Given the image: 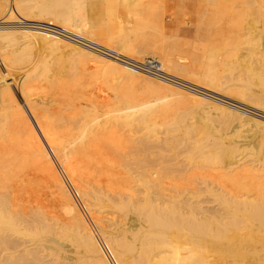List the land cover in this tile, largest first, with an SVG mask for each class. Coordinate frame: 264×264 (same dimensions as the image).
Returning a JSON list of instances; mask_svg holds the SVG:
<instances>
[{"label": "bare ground", "instance_id": "6f19581e", "mask_svg": "<svg viewBox=\"0 0 264 264\" xmlns=\"http://www.w3.org/2000/svg\"><path fill=\"white\" fill-rule=\"evenodd\" d=\"M122 1L124 2V17H119L116 14L118 0H5L3 8H7V15L16 16V19L19 17L17 16L19 13L25 17L38 16L39 19H46L43 21L51 25L44 24L46 27H34L33 29L35 30L25 32L24 30L22 32H1L0 52L13 47L27 37L38 38L46 43L47 52L50 50L49 55L52 53V50L55 52V49H59L61 52L62 50L60 49H66L70 50V53L74 51L75 54L81 53L89 57H95L96 60H98L97 62H100V67L97 68L98 71L110 72L114 70V72H124L131 76H147L143 73L144 69L140 66L131 64L125 60H121V64L120 62L112 61L101 55H96L95 53L93 55L88 49L77 45H84L85 42L82 43L76 38L71 36L68 37L67 34H63L64 32H68L84 35L90 38L89 41H86L87 43L94 45L101 44L105 46V48L117 51V53L121 54V57L123 55L127 58L129 57L128 53L136 48L135 43L139 40L151 39L155 37V34L161 35L163 41L169 38V36L166 37L164 34L165 27L162 22L161 14L159 13L160 10H158L162 7L163 4L161 5V3L164 2V0H157V2H150L149 0ZM209 2L211 10L216 12L217 8L213 3L214 0H209ZM235 3L238 4L239 8H231L222 21L217 15L212 16L214 17L212 21L201 24L200 27L204 25L208 27V36L206 35L207 40H204L206 41V45L202 48L203 54L201 58L203 66L200 64L201 61L198 63L199 59L197 60V64L202 66L201 69L203 70L201 73L204 79L209 81L212 91H219L223 97L232 101L249 103L251 106L253 105L264 110V102H261V97H264V56L262 54L264 52V0H235ZM34 14H36V16H34ZM52 25H57L58 27L54 28ZM59 30L62 31V33ZM60 36H64L68 40ZM98 36H101V39L105 40V42L96 41L95 37ZM174 38H176V35ZM173 40V44H176L177 42ZM169 45H171V41ZM34 46L35 45L32 43H28L22 48L0 54V63L10 68H14V63L24 65L30 58L32 59L35 56H31L33 54V48H35ZM85 46L90 48L88 44ZM37 49L38 52L39 48L37 47ZM101 49L104 50V47ZM59 51L57 52L58 54L55 53L60 57L62 53L59 54ZM62 52L65 54L64 51ZM165 54L164 56L160 55L162 57H160V61H158L160 69L163 72H173V70L180 69L181 63L178 62V59L184 61L185 59L187 61L194 59V56H189V59L188 55L187 57L180 55V57L177 56V59L176 56L175 58L167 52ZM177 54L179 55V53ZM195 54L194 52V55ZM71 56L73 57V55ZM50 58H47V60ZM254 61L261 64L256 63V65ZM39 63L41 64L42 61ZM42 65L43 63L38 67L40 72L36 71L38 69H34V71L33 69H29L31 70L29 73L33 72V74H31L33 78L29 77V75L24 78L23 75V81L26 80L28 85H31L30 78H32V81L36 78L34 77L35 71L39 73V76L42 74L41 76L43 77L40 76V79L47 80V77L42 73L44 70V66L42 67ZM258 65H260V68L256 67ZM51 66L54 68V65ZM191 66H193V64ZM35 67H37V64L34 68ZM46 67L48 68V63ZM52 71L50 70L51 74ZM10 72L12 73L11 70ZM236 72H242L240 74L242 77L235 76ZM56 73L53 72V74ZM129 75L128 77H130ZM8 76L10 78V75ZM19 77L20 76H18V78ZM116 77L121 80V76L118 75ZM52 78L54 80H52ZM55 78H57V76L53 75V77L48 79L50 81H57ZM225 78L227 81H224ZM45 80L44 82H46ZM36 81L37 79L34 82L36 83ZM38 81L37 83H39ZM224 84L226 85L225 88H223ZM169 86L162 84V87L166 89H170L171 87ZM19 87H21L22 107L31 110L32 114H35V118H38L37 116L43 113L41 118H47L49 120L48 127L53 129L52 131H57V124L52 121L55 118L52 119L48 110L44 108L46 101L44 98H41L42 96L40 94L42 92L38 94L41 96L40 98L35 93L39 98V106L38 101L32 98L26 86L21 85ZM256 87L260 88L257 92ZM34 89L36 90V88ZM39 90L37 89V91ZM170 90H172V93L180 95L186 92L176 87ZM10 91L9 84L4 82L1 78L0 109L2 108L3 112L1 113L0 111V140L4 138L6 141L11 140L9 124L12 111L9 110L10 105L4 98H6V93ZM190 96L197 103L206 104V107L208 106L207 108H210V110L212 109V112L214 111L213 113L216 114L219 111V114L223 115V117H225L226 114H233V112L235 113L236 111V109L235 111H231L225 108L224 105L207 101V99L202 96L197 97L194 94ZM120 97L121 96L118 98ZM122 100L118 99L111 104L102 102V104L99 105L97 103L98 105L96 104L97 106L92 109L84 108L83 116L80 117V119L75 114L74 116L78 118V121L70 123L75 124L71 128L72 133H70L69 141L67 140L68 142L63 144L66 147H72L74 145L77 147L83 146L86 142L103 135V138L105 136L104 141H107L112 149L118 152L121 156L120 158H130L134 161V164L137 165L135 169V181L143 187L142 196L137 198L132 193H118L117 195H106L109 200L106 198L100 199L102 200L101 203H103L104 199L109 201V204L111 202V207L113 205V207H115L114 209L123 213L124 217L126 216L127 218L128 216L127 220L125 218L126 222L128 221L127 225L122 218L123 224H125L126 227L121 224L122 227L118 228V225L114 221L115 226L117 225L114 227L115 229L103 231L105 227L100 226L101 221L99 222V219L101 220V217H96V213L92 212L93 204H91V207L89 205L91 201L87 204L88 206L86 205L84 208L87 211L86 214L83 213L80 209L81 207L79 208L80 205H76L77 201L73 197L71 188L62 185L63 183H56L55 187L60 196V210L62 209L64 214H66L65 217L68 216L65 222L58 221L60 217L62 218V215L57 219L59 213H62V210L57 212V210L59 211L58 208L60 205L56 210V205L52 204L53 207L51 208H55L56 210L53 212L54 210L52 209V212L54 214L58 213L55 218L52 217L54 215H48L51 214V212L47 214V211L45 212L42 210L43 208L36 209L38 204L37 207L34 206V208L36 207L35 209H31L33 205H30L31 210L28 209L29 207L27 208L29 211H26V209L23 210L24 207H21L22 204L20 205L17 200L14 201V194L12 195L13 187L16 184L15 182H18L23 174L13 175L9 183H7L6 177L5 180H1L0 178V264H111L104 249L105 246L110 250L117 264H264V176H258L255 170L258 165L264 168V163L260 162L257 158L246 157L247 151L245 147L241 148L243 145L242 142L240 143L241 145H239L238 140V145L237 143L235 144L236 140L239 139L238 136L237 139H233V136L235 137V130H231V133H233L232 135H230V133H224V135L221 134L219 137H216V133H212L208 121H201L207 116L205 117L202 115L201 118L197 120H200L201 131H203L202 133L204 134H201L199 131V136L205 137L207 143L200 142L198 140H201L200 137L196 139L198 141L195 140V142H175V137L173 138L174 140H172L171 137H173V135L177 136L179 131L181 133L183 131H181L179 127V125L182 124V122H180L181 117L178 116L179 118H176L175 116L174 119L170 120L169 118L167 119V115H157L159 112H162V109L157 110V108L160 107V105H164V99L156 102L143 103H140V101L139 103L135 102L134 99ZM20 102L18 100L16 103ZM157 102L161 103L157 105ZM235 114L239 117L241 115L239 113ZM242 118L243 120L245 119L246 122H248L247 120L253 121L254 125L258 127L260 131L263 130L262 136H264V117H261L260 121H257L254 117L249 115L242 116ZM224 119H227V117ZM241 122L242 121L239 123ZM193 124L194 123L188 124L189 127L182 125L186 127L184 129V134L182 133L185 135V138H190L189 135H192L193 132L191 127H193ZM126 126L133 128V131L136 129L138 132H143L140 133V135L136 133L139 135L137 139L134 137L137 140L135 141L136 144L131 143V141L125 145L122 144L121 141H113L111 139L112 135H108L110 134L108 132L109 129L126 128ZM28 127L29 128L25 129L26 133L22 131L20 137H18L19 135L15 137L14 143H20L23 141V138L32 134L34 128H32L31 125ZM160 129L164 131V139L165 142H167L162 148V143L160 144V142H163V138L157 134ZM36 130H40V128ZM238 132H240V130ZM124 133V136H126V132ZM152 136L155 137L153 138L155 140L151 139ZM125 140H127V138ZM172 146L175 149L172 148ZM206 147L208 148L206 149ZM135 148L140 150V155L144 154L140 156L139 151L137 150L138 152H136ZM171 148L175 150L173 156L163 153V149L168 151V149L171 150ZM250 150H252V147ZM135 152L141 158H137ZM47 153V157L55 159L59 152L57 153L53 150ZM249 153L256 157L255 154L257 152L251 151ZM179 155H181V158ZM56 164H58V162ZM59 166L61 167V165ZM3 168L9 169L11 172L8 171L9 176H12L14 170L13 166L11 167L9 164ZM66 170L68 171L67 168ZM204 170H206V172ZM208 170H216L218 173H215V175L217 174L216 176H211L207 173ZM262 171H264V169ZM250 174L256 176H254V178L257 179V184H251L253 176L251 177ZM1 177L3 176L1 175ZM26 177L29 179V176ZM256 182L254 181V183ZM84 189L87 188L84 187L83 190ZM104 193L102 195H104ZM55 194L53 193V195L57 196V193ZM53 195L52 197H54ZM203 196L211 197L212 202L215 203V210L212 208L213 211H209L208 213V208L204 209L203 207H198L199 202L203 199L201 197ZM57 198L58 197H56V199ZM96 198L97 197H95V199ZM52 203H54V201ZM93 203L94 206H97L99 209L101 208L97 200ZM17 204H19L21 208H19ZM47 208H49V205L45 209L47 210ZM51 208L48 209V212ZM123 215L121 217H123ZM84 218H89V221L84 220ZM117 222H120V220H117ZM136 223L139 224L138 229L134 227ZM126 232L130 233L127 234ZM105 234L108 236L104 237ZM26 242L31 243V246L32 244L36 246L38 243H43L40 247L32 246L34 248H31L30 246L29 248L30 244L27 245ZM19 247H21V250ZM73 251L76 253L74 256L72 255L73 253H71V255L68 254ZM46 256H51L53 260L49 262L46 261L47 263L43 262V259L47 258ZM59 259L61 261L57 262Z\"/></svg>", "mask_w": 264, "mask_h": 264}, {"label": "rangeland", "instance_id": "374dc122", "mask_svg": "<svg viewBox=\"0 0 264 264\" xmlns=\"http://www.w3.org/2000/svg\"><path fill=\"white\" fill-rule=\"evenodd\" d=\"M149 1L150 2H157V0H149ZM248 1H250V0H248ZM123 3L124 2L122 0H118V2H117L116 14L119 17H124V14H125L124 9H123ZM213 3H214V5H216V8H217L216 12L211 10L209 0H206V1L205 0H164V2L161 3V5L163 4L164 6L163 5H162V7L159 6L160 9H158V10H160L159 13L161 14L163 25L165 28H167V29L164 28V34L166 37L169 36V38L170 37L171 38L170 39L166 38L163 41L161 35L155 34V37H153L151 39L139 40L135 43L136 48L132 49L130 51V53H128V56H129L128 58L124 57L123 55L121 57V54L117 53V51L110 49V48H105V46H103L101 44L94 45V44L87 43L86 41H89L90 38H88L84 35L77 34V33H68V32L63 33V34H67L68 37L71 36L73 38L78 39L82 43L85 42L84 45L83 44H77V45L88 49L89 51H91L93 53V55L95 53L96 55H101V56H103L107 59H110L112 61H115L118 63L120 62L121 64H122L121 60L122 61L125 60V61L130 62L131 64H136V65L140 64V62L145 63V64H147L148 62H152L153 64H157L158 70L161 72V74H159V75H161V76H159V75L155 76L153 74V72H151L152 70H150L149 67H145L147 70H149V71H147L145 68L141 67L140 65H137V66H140L142 69H144L143 73L146 74L147 76L141 75V76L137 77V76H134V75L131 76L128 74L130 76V77H128L127 73L125 74L124 72H118L119 73L118 74L117 72H114V70H111L110 72L109 71H107V72L98 71L97 68L100 67V65H99L100 62H97L98 60H96L95 57H92V56L89 57V56H86V55L81 54V53L75 54L74 51H71V53H70L69 52L70 50H66V49L65 50L60 49V50L64 51V53L67 55L63 54L62 51L60 52L59 49H55L56 50L55 52L57 53L59 51V54L62 53L60 57H59V55H57L58 53L56 54L55 52H53L54 50H52V53H50V55H49L50 50L47 52V49L45 46L46 43H44L43 40H40L38 38L27 37L26 39H22L20 42H18L13 47L7 48L6 50L0 52V54H4L8 51H13V50H16L17 48H22L28 43L34 44L35 45L34 47L36 48V49L33 48V51H32L33 54L31 55L32 57H33V55H35V56L32 59L30 58L31 60L29 59V61L26 62L24 65L20 64V63H14L13 64L14 68H10V67H5L4 65H2L0 63V77L2 78V80L4 82L9 84L10 89H11V91L9 93H6L5 97L7 99L4 98V100L7 103H9V105H10L9 110L12 111L11 117H10V124H9V129L11 130L10 131L11 140L6 141V139H4V138H2L3 140H0V178H1V180H5L7 178L6 181H7V183H9L10 180L13 178V175L23 174L21 176V178L18 180V182L17 181L15 182L17 185L14 183L15 188L13 187V193H12V195L14 194V197H15V198L13 197L14 201H16V200H17V202L19 201L18 203L20 205L22 204L21 207L22 208L24 207L23 210L26 209V211H29L31 209H35L37 207V204H38V207L36 209H38V208L42 209L43 208L42 210H44L45 212L47 211L46 212L47 214L51 212V214H48V215H50V216L54 215L52 217L55 218L58 213L54 214L53 212H55L57 210V207H59V205H60V207L58 208L59 211L57 210V212H60L62 210V209L60 210V208H61V202L59 200L60 196L58 195V191H57L55 186H56V183H60V184L63 183L62 185H65L69 188H73L74 190L77 189L76 193L78 192L80 200L82 201V203L84 205L83 210H82V208L79 207L81 209V211H83V213L86 214L87 211L84 208L91 201L89 205L91 207V204H93L92 205V208H93L92 212L96 213V214L94 213L96 217L97 216H98V218L101 217V220L99 219V222L100 221L102 222V223L100 222V224H101L100 226L105 227L103 231L115 229L114 227H116L117 225L119 228L125 224L126 225L128 224L127 223L128 221L126 222L128 216H127V218H126V216L124 217L123 213H121L117 209L115 210L114 209L115 207H113V205L111 207V204H112L111 202L109 204V201H106L104 199L103 203H101L102 200H100V199L101 198L108 199V197H106V195L107 196H110L112 194L117 195L118 193L119 194L120 193H132L137 198L142 196V194H143L142 188L143 187L141 185H139L137 183V181H135V179H136V175H135L136 170L135 169L137 168V165L134 164V161L130 158H125L126 160L120 158L121 156L118 154V152L114 151L112 149V147L107 143V141H104L105 136L103 138L102 137L103 135L99 136L96 139H92V140L86 142L83 146L77 147L74 145L72 147L67 146L68 147L67 148L63 144V143H66L69 141L70 133H72L71 128L75 124V123H73V124H70V123H72L73 121L77 122L78 121L77 117H79V119H80V117L83 116L84 108L85 109H92L93 107L97 106L98 104L99 105L102 104V102H106L105 104H107V103L111 104L113 102H116L118 99L119 100L134 99L135 102L139 103V101H140V103H143V102H156L158 100L164 99L165 100L164 105H160V107L157 108V110L162 109V112L161 113L159 112L157 115H159V114L167 115V119L169 118L170 120L174 119L175 116H176V118L181 117L180 122H182V124H180V125L178 124V125H179L181 131L183 130L182 131L183 134H184V129L186 127H189L188 124L194 123L193 127H191L193 133H192V135H189L190 138H185L184 137L185 135H183L179 131V133H178L179 137H178V135L177 136L173 135V137H171L172 140L175 139L174 140L175 142H181V141L184 143H187V141L195 142V140L200 137L199 131L201 134H203L202 133L203 131H201V125L199 123L200 120L197 121L198 118H201V116L203 115V116H205V117L207 116V117L205 119H202L201 121H203V122L208 121V124H210V129H212L211 131L213 134L216 133L215 134L216 137H219L221 134L224 135V133H226V134L230 133V135H232L233 133H231V130H233V131L234 130L235 131L240 130V132L234 131L235 137L233 136V139L234 138L237 139V136L239 138L237 140L235 139L236 140L235 144L237 143V145H238V140H239V145H241L240 144L241 142L244 145V146L242 145L241 148L245 147V150L247 151V153H246L247 158H257V159H259L260 162L264 163V142H263L264 136H262L263 130L260 131V129L254 125L253 121L247 120L248 122L250 121L248 123V122H246L245 119H244L245 120L244 121L242 118V116L244 117L245 115H249L251 117H254L257 121H260L261 117H264V110H262L258 107H255L253 105L251 106L249 103L232 101L228 98L223 97L219 91H212V89H210L209 81L204 79L203 74L201 73V71L203 70V69H201L203 66L202 65V58H201V55L203 54L202 48H204V45H206L205 44L206 41H204V40H207L206 35L208 36V31H207L208 27H205V25H204V26H202L203 27L202 28V27H200L201 24L202 23L206 24V23L212 21V19L214 18L212 16H217V15L221 18V21H222L231 8H234V9L239 8L238 4L235 3V0H214ZM4 5H5V0H3V1L0 0V16H1L0 17V33L1 32L2 33L3 32H10V31L11 32H17V31L22 32L23 30H24V32L25 31H31V30H35V29H33L34 27H46L44 24H49V23L43 21L46 19H42V18L39 19V17L36 16V14H34V16H36V17H33V16L32 17H25L24 15H20V13H19V14H17V16H19L18 17L19 19L18 18L16 19V16L13 17V16L7 15V8L4 9L3 8ZM169 10H170V12H169ZM162 12H163V14H162ZM28 18H30V19H28ZM49 25H51V24H49ZM52 26H54V28L58 27L57 25H52ZM203 29H205V30H203ZM205 31H207V32L204 33ZM60 32L62 33V31H60ZM162 35H163V33H162ZM173 35L174 36L176 35V38H174ZM23 36H25V35H23ZM60 37L65 39V40H68L64 36H60ZM95 40L99 41V42H105V40L101 39V36L95 37ZM169 40L171 41L172 46L169 45L170 44ZM172 40L176 41L177 43L173 44ZM179 40H181V41H179ZM167 42H168V44H167ZM164 43H166L167 45ZM87 44H88V46H90V48L85 46ZM101 46L104 47V50L101 49L102 48ZM37 47L39 48L38 52H37V50H38ZM34 50H36V51H34ZM99 50H101V51H99ZM68 52H69V54H68ZM166 52L169 53V55H173V57H175V56L180 57V55L187 57V55H188V57L194 56V59H191L189 61H187L185 59V61H184V60L178 59V57H177L178 62L181 63L180 69L173 70V72H171V71L163 72L160 69V64L158 63V61H160V57L164 56V54ZM194 52L197 55L196 54L194 55ZM177 53H179V55ZM42 54H43V56H42ZM262 54L264 56V52ZM54 55H55V57H54ZM71 55H73V57ZM160 55H162V56H160ZM165 55H168V54H165ZM197 56H199V57H197ZM190 57H189V59H190ZM47 58H50V59H48L49 61L47 60ZM198 59H199L198 63L201 61L200 64L202 66L200 64H197ZM38 61L39 62L42 61V63H43L42 67L44 66L43 67L44 70L42 71V69L41 68L40 69H41L43 75L47 77V80L44 79L47 83L44 82L43 79H40L41 77H43V76H41L42 74L40 75L41 76L40 77L38 75L39 73L38 72L36 73V71L40 72L38 67H40L42 64V63L40 64ZM46 61L48 63V68L51 65H54V68L51 66L48 69L46 67L47 66ZM59 62H61V63H59ZM254 63L255 64L256 63L261 64V63H258L257 61H254ZM36 64H37V67L34 68V66ZM44 64H46V65H44ZM192 64H193V66H191ZM27 65H28V67H27ZM18 66L21 68H19ZM184 66H186V67H184ZM258 66H256V67L260 68V65H258ZM45 67H46V70H45ZM4 68H6V69H4ZM52 68H53V71H52ZM29 69H31V70L33 69V71H34V69L35 70L38 69L34 72L36 74V76L34 74V77H36L34 79L35 80L37 79V81L39 80L38 81L39 83H37V81L35 83L34 79L32 81L33 75L31 76V74H33V72L29 73L31 71ZM10 70L12 71V73L10 72ZM50 70L52 71V74H53V72L54 73L57 72L56 74H53L54 76L55 75L57 76V78H55V79H57V81L55 80L56 82L52 81V80H54L53 78L51 81L48 79V78L53 77ZM27 71L29 74L27 73ZM47 71L49 72V74ZM174 71H175V73H174ZM58 72H60V73H58ZM3 73H4V75H3ZM25 73H26V75H25ZM241 73L242 72H236L235 76L239 77ZM6 74H7V76L10 75V78H9V76L7 77ZM58 74H60V75H58ZM1 75L5 76V77H3ZM23 75H24V78L27 77L28 75H29V77H32V78H30V80H31V83L33 85L32 84L28 85L26 80L23 81L24 80V78H22ZM118 75L121 76V80L118 79V77H116ZM18 76H20V77L18 78ZM240 77H242V75ZM1 78H0V81H1ZM11 78H12V80L14 79L17 82V85H16V82L14 80L13 81L11 80ZM21 81H23V82H21ZM224 81H227V79L225 78ZM161 83L165 84L167 86L170 85L169 87H171L172 89H173V87L183 89V91H186L185 93H187V94L183 93L184 95L183 94L180 95V94L172 93V90H170L171 88L166 89V88L162 87ZM21 85L22 86L24 85L27 87V89H29L28 91H30V93H31V94L30 93L29 94L36 101H38V99L41 96H42L41 97L42 99L44 98V100L46 101L44 108H46L45 110H48V113H50L52 119L55 118L52 121L55 124H57V128H58V129L56 128L57 131H52L53 129H50V127H48V121L49 120L47 118H41L43 113L39 114L37 116L38 118H35V116H34L35 114L33 115L31 110H28L27 108L22 107L23 101H22L21 94H20L21 93L20 92L21 87H19ZM38 86H39V88H38ZM222 86H223V84H222ZM225 86L226 85L224 84L223 88H225ZM208 87H209V89H208ZM34 88H36V90ZM37 89L38 90L40 89L39 90L40 92L37 91ZM259 89H260L259 87H256V92L259 91ZM47 90H48V92H47ZM34 91H36V92H34ZM35 93L37 95L39 93H41L40 94L41 96L38 95L39 96V98H38ZM191 93H193L197 97L202 96V97L206 98L207 101H211V102H215V103L224 105L225 108H227L231 111H235V109H236L235 113H239L242 116L240 115V117H241L240 118L238 115L236 116V114L234 112H233V114H228V115L224 114L225 117H223V115L219 114V111H218V113L215 114V113H213L214 111L212 112V109L210 110V108H207L208 106L206 107V104L197 103L193 98H191L190 95H193ZM119 96H121L122 98L121 97H120L121 99L118 98ZM115 98H118V99H115ZM18 100H19V102L21 101L20 103H22V104L16 103V102H18ZM261 100H260L261 102H264V97H261ZM161 102H157V105ZM38 105H39V101H38ZM38 105H37V107H38ZM17 106H18V108H17ZM0 111H1V113L3 112L2 108L0 109ZM73 112H74V114H73ZM75 114L77 117L74 116ZM57 115H58V117H57ZM226 117H227V119H224ZM240 121H242V122L239 123ZM29 124L32 126V128H34L35 131L33 130L32 134L27 135L28 137L26 136L25 138H23L22 139L23 141H21L20 143H14L16 136L19 135L18 137H20L22 134V131L24 133H26L25 129L29 128L28 127V126H30ZM182 125H185L186 127L182 126ZM234 125H236V126H234ZM237 125H239V126H237ZM220 126H221V128H220ZM38 128H40V130H36ZM122 128H120V129L114 128L115 130L111 128L108 131L110 134H108V133L107 134L109 136L112 135L111 139L113 141H118V142L121 141L122 144L126 145V143H129L131 141H132L131 143L136 144L135 143V141H137L136 139L139 137L140 133H143L142 131H140V132H138V130L136 131V129H134V131H133V128H131L129 126H126V128H128V129H126V128L122 129ZM117 130H119L120 132ZM194 130H196V131H194ZM124 132H126V134H127L126 136H128V137L124 136V134H125ZM158 132H159V133H157L158 136H161L163 138L162 141L164 143L160 142V144L162 143L161 144V148H162V146L167 144V142H165V139H164V137H165L164 131H162V129H160ZM120 133L123 135H121ZM128 133H129V135H128ZM136 133H139V135H137ZM235 133H237V134H235ZM239 135H241V136H239ZM115 138H116V140H115ZM126 138L128 141L125 140ZM153 138H155V137L152 136L151 139L155 140ZM200 138H201V140L198 139L200 142L207 143L205 137L203 138L201 136ZM198 140H196V141H198ZM16 142H18V141H16ZM61 144L63 145L64 148L62 147ZM208 147H206V149ZM251 147H252V150H250ZM56 148L59 150H57ZM172 148H174V147L172 146ZM172 148H171V150H172ZM174 149L172 151L169 149H168V151L163 149V153L165 155H172L173 156V154L175 153ZM53 150L57 153L59 152L57 155L58 157L56 156L55 159L54 158L52 159V158H49L46 156L48 154L47 152H50ZM135 150H136V152L139 151V155H140V153H141L140 150L138 148H135ZM135 150H133V151H135ZM64 151L66 154L64 153ZM251 151L257 152L255 154L256 157L254 155H251V153H249ZM136 152H135V154H136ZM136 155H137V158H141V157H139L138 154H136ZM142 155H140V156H142ZM59 156L61 157V159ZM261 156H262V158H261ZM179 157L181 158V155H179ZM18 161H21L22 163L23 162L24 163L22 164L21 162H18ZM56 161L58 162V164H56L57 163ZM60 161L62 164L60 163ZM174 161H176V160H174ZM54 162H55V164H54ZM19 163H21V164H19ZM9 164L11 165V167L13 166V168H14L12 176L11 175L9 176V173H8V171L10 172L9 169L3 168ZM59 165H61V167ZM15 166H18V167H15ZM62 166H63V168H62ZM20 167H21V169H20ZM66 168L68 169L69 172L66 170ZM60 169H62L64 171H62ZM263 169L264 168L262 166H259V165L255 168L258 176H264V171H262ZM204 171L206 172V170H204ZM63 172H64V174H63ZM66 172L68 173V175ZM216 172H217L216 170H208L207 171V173H209V175H211V176H216L217 175V174L215 175ZM1 175L3 177H1ZM59 175H61V176H59ZM250 175H251V177L253 176L252 177L253 180L251 181L252 182L251 184H253V185L257 184L258 183V182H256L257 179L254 178L255 175H252V174H250ZM26 176H29V179ZM68 176H69V178H68ZM72 176H73V178H72ZM61 177H63V178H61ZM30 178H32V179H30ZM54 178H55V180H54ZM65 180H66V182H65ZM254 181L256 183H254ZM64 182H65V184H64ZM70 182H71V184H70ZM74 186H75V188H74ZM84 187L87 189L83 190ZM33 189H35V190H33ZM53 189H55V190H53ZM46 190H47V192H46ZM102 191H103V193L105 192L104 195H102L103 194ZM83 192H84V196H83ZM53 193L54 194L57 193V196H55L56 194L53 195ZM81 193H82V195H81ZM90 193H92V194H90ZM52 195L54 197H52ZM88 195H89V197L91 195L93 197L91 196L89 198ZM56 197H58V198L56 199ZM95 197H97V198L95 199ZM98 197H100V198H98ZM93 198H94V200H93ZM201 198H203V199L199 202L198 207H203L204 209L208 208V213H209V211H213V209L214 210L216 209L215 203L212 202L211 197H209V196L204 197L203 196ZM82 199H84V200H82ZM96 200L99 202L98 204L101 205L100 209L97 206H94L93 202ZM53 201H54V203H52ZM84 201H85V203H84ZM59 202H60V204H59ZM104 202H106V203H104ZM46 203H47V205H46ZM19 204H17V205L19 208H21ZM39 204H40V207H39ZM52 204L56 205V210H55V208L54 209L51 208V207H53ZM30 205H33V207L31 209H30ZM48 205H49V208H47V210H46L45 208L48 207ZM76 205L78 206L79 204L77 203ZM106 205H107V207H106ZM34 206H36V207L34 208ZM96 207H97V209H96ZM102 207H103V209H102ZM50 208H51V210H49V212H48V209H50ZM52 209L54 210L53 212H52ZM97 210H99V211H97ZM63 214H64V212L62 210V213L61 212L59 213L57 219L61 215H62V218L60 217L61 220L58 219V221H61V222L64 221L65 222V219L67 220L68 216L65 217L66 214H64V218H63ZM122 215H123V217H121ZM79 217H81V216H79ZM111 218H112V220H111ZM122 218L124 220L126 218L125 224H123ZM84 220L89 221V218H84ZM117 220L118 221L120 220V222H117ZM114 221L117 224L116 226H115ZM110 223L111 224L113 223V224L111 225ZM121 224H122V226H121ZM136 224L134 227H136V229H138L139 224H137L138 226ZM109 225H111V226H109ZM126 225L124 227H126ZM119 231H120V229H119ZM121 231H123V230H121ZM129 233H127V234H129ZM107 236H108L107 234L104 235V237H107ZM47 239H48V237H47ZM43 242L38 243L39 245L36 243L35 244L37 247L38 246L40 247V245ZM26 244L27 245L30 244L29 245V248H30L31 243L26 242ZM32 246L36 247L34 244H32ZM32 246H31V248H34ZM19 248L21 250V247H19ZM64 248L67 249L66 247H64ZM74 252L75 251L70 252L68 254L71 255V253H73L72 255L74 256V254H76ZM113 253H114V251H113ZM51 256H53V255H51ZM51 256H49V257L46 256L47 258H44L43 262L47 263V262L53 260V259H51ZM54 258H55V256H54ZM58 261H61V260L59 259V260H57V262Z\"/></svg>", "mask_w": 264, "mask_h": 264}, {"label": "built area", "instance_id": "2783aa9c", "mask_svg": "<svg viewBox=\"0 0 264 264\" xmlns=\"http://www.w3.org/2000/svg\"><path fill=\"white\" fill-rule=\"evenodd\" d=\"M137 65H140L143 68L149 67V69L152 70L151 72H153V74L155 76L161 74V72L158 70V65L157 64H153L152 62H148L147 64L140 63V64H137ZM147 71H149V70H147ZM159 76H161V75H159ZM71 191L73 193V197L75 198L77 203L80 205L79 207H81L83 209L84 205H83L82 201L80 200V197H79L78 193H76V190H74L73 188H71ZM104 249L106 251L107 256L109 257V259L111 261V264H117V262L113 258L112 254H111L110 250L107 248V246H105Z\"/></svg>", "mask_w": 264, "mask_h": 264}]
</instances>
